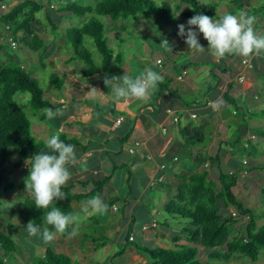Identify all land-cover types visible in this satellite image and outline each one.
Returning a JSON list of instances; mask_svg holds the SVG:
<instances>
[{
	"label": "crops",
	"instance_id": "1",
	"mask_svg": "<svg viewBox=\"0 0 264 264\" xmlns=\"http://www.w3.org/2000/svg\"><path fill=\"white\" fill-rule=\"evenodd\" d=\"M227 1L221 7L222 10L218 8L214 19L243 10L256 16L254 30L264 35V0L256 2L254 7V0H237L236 4ZM177 11L178 13L174 12V21L165 25L166 27L182 17L181 9ZM169 31L166 41L174 53L171 60L165 61L161 52L164 51L163 46L152 40L147 43L150 56H145L141 47H138L135 67L130 65V59L133 58L131 55L127 56L129 60L121 62L120 54L114 53L119 62L112 64L111 72L99 75H83L86 65L80 60L72 59V54L60 56L58 59L54 49H49L45 55L50 58L49 64L59 60L60 76L55 75L59 77L61 87L53 88L52 93L48 97L44 95V98L49 100L53 110L63 109L64 114L53 120H48L47 117L44 121L39 120L38 132H34V129L33 132L38 140H46L53 132H58L79 142L75 149L78 163L75 166L68 165L71 179L66 183L74 184V192H89L93 189L91 180H105L100 196L108 205L107 213L85 217L81 213L82 202L75 203L73 212L80 214L82 218L77 224L71 225V228H75L76 238L85 240V235L90 237L93 234L96 239H104L106 245L100 249L109 247L107 251L112 255L122 247L126 249L127 237H132V241L147 247L142 240L149 241L150 238L145 239L144 234L142 238L137 235L132 228L134 219L143 213L147 218H151L157 207L165 210L169 203L177 202L181 177L188 178L191 173L207 170L209 179L218 184L216 176L221 166L220 156L210 153H218L223 147L226 148L223 158L224 162L229 164L228 172H236L241 178L248 177V182L243 181L242 187L236 186L232 189L233 194L243 205V202L246 203L245 207H250L249 201L258 203L262 200L264 52L251 58L229 55L217 59L207 50L203 53L190 51L185 43L186 37L176 36L177 32L173 27L169 28ZM194 31L199 30L196 28ZM53 38L52 36L48 42L52 43ZM198 39L203 47H208L202 34H199ZM118 48H124L122 42H118ZM195 54L196 58L193 57ZM183 56L188 59L184 57L186 60L178 63L176 59H182ZM157 60H161L159 64ZM243 60H246L250 67L243 65ZM145 67L162 75L163 80L158 83L157 89L144 101L115 102L110 89L104 85V78L122 77L125 72L135 77ZM131 70L134 73H131ZM241 77L242 80H239ZM163 87L167 88L163 90ZM92 88L105 95H89L88 92ZM225 94L233 100L236 107L226 99ZM218 98H222L225 103L217 111L213 110L210 102ZM120 117L122 120L117 124L116 121ZM174 118H177V121H174ZM185 126L203 127V132L208 135V144L182 148L179 129ZM136 143L138 145H135ZM130 147L134 150L132 153L128 151ZM238 156L242 157L240 161L236 160ZM201 158L205 159L203 166L198 163ZM210 158L214 160L210 161ZM244 161L247 162L246 165L243 164ZM184 168L188 169L187 173H183ZM251 179L253 181H250ZM120 206L121 216L118 214ZM167 215L174 220L177 227H185L180 223L182 219L168 213ZM145 220L146 218L141 220V225L138 226L142 233L153 229L155 242L160 243L161 247L173 246V238L179 236L173 232L172 236L167 221L158 223L151 220L148 226L144 223ZM258 221L263 222L264 219ZM96 227H102L103 231L87 232ZM58 238L67 240L68 235H57L54 240ZM184 242V237L178 240V243ZM75 244L79 247L80 260H85L82 253L100 250H92L90 243L85 248L77 241ZM199 249L205 251L204 248ZM131 250H135L134 247ZM44 251L37 248L35 254L40 255ZM205 252L208 255L211 251ZM126 254L129 257L130 252ZM70 255L76 263L72 257L75 255ZM144 255L148 259L139 258L138 254L132 256L131 264L137 260L151 259L148 254ZM242 258L244 263L241 264L257 262H252L244 256ZM106 260L107 257L96 264H106ZM88 264L93 263L90 260Z\"/></svg>",
	"mask_w": 264,
	"mask_h": 264
},
{
	"label": "trees",
	"instance_id": "2",
	"mask_svg": "<svg viewBox=\"0 0 264 264\" xmlns=\"http://www.w3.org/2000/svg\"><path fill=\"white\" fill-rule=\"evenodd\" d=\"M236 1L229 0L232 4H236ZM5 2V0H0V5ZM44 2L45 4L34 0H24L7 12L1 13L0 23L11 31L14 40L19 39L30 49L38 52V60L42 64L48 46L47 41L41 39L36 32L35 23H39L36 14L45 9V19L54 38L58 36L59 19H65L70 14L80 18L86 14L91 15L80 27L69 28L64 33V43L72 50V59L80 60L86 65V69L83 71V75L86 76L109 73L112 64L119 62L114 55V50L108 45L104 24L99 17L106 16L116 22L142 16L148 22L151 18L154 23H163V25L172 23L175 19V13L169 3L164 2L159 5L155 0H90L87 3H83L81 0H44ZM179 2L188 5V8L180 12V15L188 20L197 14H204L212 18L217 16L219 8L217 4L203 5L198 0H179ZM174 7L176 10L180 9L179 6ZM53 14L58 16V19L54 18ZM195 29L193 28V30ZM19 32L22 33L20 37L17 36ZM86 38L92 41L95 50L101 56L100 65L95 64L92 52L86 47ZM50 82L55 89L61 87L60 79L55 74L50 75ZM166 88L163 87V90ZM18 93L30 94L29 114L33 117L38 116L37 118L41 121L46 118L43 109L53 108L49 100L44 98L43 89L37 80L28 74L22 66L13 62L0 65V215L3 209L2 192L26 189L24 181L29 175L27 163L30 161L28 159L37 153L48 151L45 147L46 140L36 138L31 130L29 116L15 100L14 96ZM225 95L226 99L234 106L233 100L227 94ZM202 129L203 127L191 126L179 129L182 147H194L206 143L208 136ZM59 135L64 143L74 145L75 149L79 145L77 140L69 138L66 134L59 133ZM261 135L264 137V133ZM130 148L133 150L132 147ZM13 159H17L12 164L16 172L23 170L22 179L17 184L12 178L14 173H1ZM211 160L214 159L210 158ZM204 162L205 159L201 158L198 163L202 165ZM216 162L217 160H215ZM237 174L236 172H224L220 169L216 176L218 184L209 179L207 170L201 173H191L188 178L181 177L182 183L178 188L177 202L169 203L165 211L177 219L188 222L187 227L180 229V233L185 238L184 243H178L180 240L178 236V238H173L175 240H173L172 247H158L154 250L140 246L137 242L129 240V237H127L126 243L134 247L135 250L148 254L152 259L151 264H203L197 257L199 247L207 251L210 250L211 252L208 254L210 258L228 261L234 255H241L252 262L258 261L261 251L264 252V224L257 226V220L264 219V188L262 189V208L245 207L232 192V189L237 186ZM90 182L93 189L86 193L74 192V184H66L62 188V191L67 194L66 198L57 200L53 206L65 213L74 214L73 204L81 203L101 194L105 180H91ZM228 206L234 207L233 209L237 212L236 217L231 216ZM19 214L23 222L27 224L33 221L41 228L47 226L43 223L44 210L35 208L34 200L28 193L23 198ZM238 215L248 218L245 233L229 240L227 239L228 228L237 221ZM91 230L93 233L94 231H103L102 227ZM71 231L70 225L62 235L66 236ZM88 237L89 235H85V240ZM89 243L92 250H98L106 245L104 239H96L93 234L83 243V248ZM124 251L125 247H122L111 258H116ZM12 253L19 254L18 245L10 236L0 230V264H8L6 258ZM33 261L34 264H76L71 257L56 253L50 247L45 248V251L40 255L33 257Z\"/></svg>",
	"mask_w": 264,
	"mask_h": 264
},
{
	"label": "rangeland",
	"instance_id": "3",
	"mask_svg": "<svg viewBox=\"0 0 264 264\" xmlns=\"http://www.w3.org/2000/svg\"><path fill=\"white\" fill-rule=\"evenodd\" d=\"M5 1L6 2L4 4L0 5V14L7 12L12 7H14L16 4L24 0H5ZM34 1L45 4L44 0H34ZM198 1H200L201 4L203 5L217 4L220 7L219 10H222L221 7H223V5L228 2L227 0H224V1L223 0H198ZM258 1L259 0H254V4H252L253 5L252 7H254L255 3L256 2L258 3ZM81 2L87 3V2H90V0H81ZM155 2L159 5L164 2L169 3V5L171 6V8L174 10L175 13H178V11L176 10L174 6L176 7L179 6L181 10H185L186 8H188V5L181 4L179 0H155ZM45 14H46L45 9L41 10L40 12L36 14V18L38 19L39 23H35V29L39 37L47 41V43L46 42L45 43L49 47L48 51L49 49L50 51L54 49V54L58 57V59L60 56L66 57L68 55H71L72 50L70 49L68 45L66 46V43L64 44L65 42L64 33L69 28L80 27L85 21L88 20V18L91 15L86 14L84 17L80 18V17L70 14L65 19H59L58 36L53 38L54 39L53 42L50 43L48 41L52 38V34L50 32V27L48 26L47 21L45 19ZM55 17H57L58 19V16L54 15V18ZM99 18L104 24L105 35L107 36L109 47L114 50L115 54L117 53L120 54L119 58H121V62H124L125 59L129 60L127 56L131 55L133 58L130 59L131 60L130 65L133 67H135V63L138 60L137 58L138 47H141V52H144L145 56H150V50L147 49V47H149L147 44L148 42H152L153 40L154 42H156L157 45L158 44L161 45L162 41L166 40L167 37H169L168 33H170L169 28L171 29V27H173L174 31L177 32L176 36H179L177 26L179 24H185L186 31H187V21H188V19L186 18L177 17L178 20H176L174 24L166 27L165 25H163V23H154V21H152L151 18H149L150 21L148 22L144 20V17L142 16L130 17L127 20L126 19L119 20L116 22L111 21L109 17H106V16H102ZM17 36L19 37L22 36V33L19 32ZM10 39H12V41L14 40L11 36V31L7 29L3 24L0 23V65L8 63V62H13V63H16L22 66L28 74H30L33 78L37 80V82L43 89V94L46 97H48L54 90L53 89L54 87L50 82V75L57 74L60 76V69L58 68L59 60L55 61L53 64H49L50 58L44 57L42 64H40L38 60V52L30 49L26 44H24L23 42H20L19 39L14 40L16 42V47H13L11 45ZM118 42L123 43V46H124L123 49L118 48ZM86 47L89 49V51L92 52L93 54L92 57H93L95 64L100 65L101 56L97 53V51L95 50L92 44V41L89 38H86ZM163 48H164V51H161L163 58L165 59V61L171 60V58H173L172 56L174 55V53L168 50H165V47ZM204 48L205 50H207L206 46H204ZM196 55L197 54L193 55V57L196 58ZM184 57L188 59L187 56H183L182 59L177 58L176 61L179 63L183 60H186ZM131 73H134V71L131 70ZM14 98L29 116V119L31 121V130L33 131L34 129V132H38L37 123H39V118H37L38 116L36 117L31 116L28 110V107H29L28 102L30 99V94L29 93H18L14 96ZM207 144L208 143H205V145ZM186 148H189V147H186ZM224 151H226V148L223 147L219 150L218 153L214 151L213 153H210V154H218L221 160L220 169L224 172H228L229 164H226L224 162V158H223ZM208 154H209V151H208ZM241 159H242L241 156H238V158H236L237 161H240ZM14 161L15 159H13L12 162H10V164H7V166L5 167V170L2 171L1 173H5V174L14 173L12 174V178L17 184L18 181L22 179L23 170L17 173L15 168L12 166ZM184 170L185 171L183 173H187L186 170L188 169L184 168ZM236 179H237V184H238L237 188L242 187L243 181L248 182V177L241 178L240 174L236 175ZM250 181H253V180L251 179ZM26 194H27L26 189L24 190L18 189L14 191L5 192V193L2 192L1 201L3 203V209L0 215V230H2L4 233L10 236L16 242V244L18 245V251H19V254H16V253L9 254L8 258H6L7 259L6 263L8 264H34L33 257L38 256L35 254V250L37 248L45 250L46 247H50L57 253L65 254V255H68L69 257H71L70 254L73 253L75 257L74 256L72 257L76 261V264H88L90 260L93 264L101 263L102 262L101 260L106 257H107L106 264H131V258L132 256L136 254H138L139 258L148 259L146 255H144V253L136 251V250L132 251L131 250L132 247L128 245L125 251L114 259L111 258L112 254L108 253L107 251L109 247H106L96 252L82 253L83 256H85V260H80L78 258L79 247L75 244V241L83 244L86 242V240H82L74 236L73 238L71 239L68 238L67 240L58 238L54 240L53 242H51L50 244H44L40 234H38L37 236L29 237L25 230L27 223L23 222L19 214V211L22 207L23 198ZM4 202H7L8 204L6 205ZM261 202L262 200L258 203H255V202L250 203L249 201V206H250L249 208L251 209L262 208ZM243 203L244 205L246 204L245 202ZM233 208L234 207L230 206V209L234 210ZM142 211H143V208H142ZM164 211L165 210H163L161 207H157L152 212L151 218L150 217L147 218V215L145 213H143L141 216H136V218L134 219L135 221L132 225L133 230L137 233V235L140 238H142V234H144L143 237L145 239L150 238L149 241H146V240H142V241H143V244L147 246V248H150L152 250L158 247H161V244L154 241L155 239L153 238V235H152V232L154 231L153 229H149L147 233H142L139 229L140 227L138 228V226L141 225V222H142L141 220L145 218L146 220L144 223L148 226H150L151 220L157 221L158 223L167 221L169 223V229H170L169 231L171 233L173 232L174 234L179 236L180 239L184 237V235L179 232L180 228L175 225L174 220H172L170 216H168L167 213ZM118 214L120 216L122 215V206H120ZM247 222L248 220L238 216L237 221L234 222V224L228 228V231H227L228 238L227 239L231 240L233 237L239 234L240 235L244 234L245 226ZM180 223L182 226H186V227L188 226L187 221L181 220ZM262 224H264V221L262 222V221L257 220L258 226ZM14 227L17 229H15ZM87 232H92V230L91 231L87 230ZM173 233H172V236H173ZM57 235L58 237H61V234H57ZM205 251H201L200 249L197 255V257L201 261H203L202 262L203 264H241V263H244L241 260L243 259L242 258L243 256L241 255H234L231 260L225 261L220 258L218 259L209 258L207 255V252ZM126 252H130L129 257H128V254H126ZM239 258L240 260H237ZM137 261L141 262L142 264H145V263L151 264L152 259H149L148 261H145V260H137ZM255 264H264V252L261 251L260 259Z\"/></svg>",
	"mask_w": 264,
	"mask_h": 264
},
{
	"label": "clouds",
	"instance_id": "4",
	"mask_svg": "<svg viewBox=\"0 0 264 264\" xmlns=\"http://www.w3.org/2000/svg\"><path fill=\"white\" fill-rule=\"evenodd\" d=\"M256 19V16L243 10L236 14H225L218 19L197 14L187 21V31L185 24L177 26L178 35L186 37L185 43L190 51L199 53L206 51L198 39L199 34H202L204 40L207 41V51L217 59H223L229 55L251 58L253 55H260L264 52V35L258 34L254 30ZM193 28H197L199 31H194ZM10 40L12 41V39ZM161 46L171 52L166 40L162 41ZM162 80V75L145 67L135 77L125 72L122 77L106 76L103 82L110 89L115 102L128 103L130 100H147ZM88 93L89 95H105L96 88H92ZM224 103L222 98L210 102L213 110L217 111ZM43 113L48 120H53L64 114L63 109L60 108L56 110L45 108ZM45 147L48 151L37 153L28 159L30 161L27 163L29 175L24 183L26 192L34 200L35 208L44 210L43 223L47 226L41 228L39 224L30 221L25 230L29 237L40 234L43 243L50 244L57 234H64L70 225L77 224L82 217L80 214L65 213L53 206L57 200H64L67 196L62 188L71 179L68 165L75 166L78 163L75 146L64 143L60 139L59 133L56 132L46 139ZM243 164L246 165L247 162L244 161ZM107 211L108 205L104 203L100 195L83 201L81 205V213L85 217L103 215ZM242 218L248 220L247 217ZM76 234L77 232L73 228L68 233V238L71 239Z\"/></svg>",
	"mask_w": 264,
	"mask_h": 264
},
{
	"label": "built area",
	"instance_id": "5",
	"mask_svg": "<svg viewBox=\"0 0 264 264\" xmlns=\"http://www.w3.org/2000/svg\"><path fill=\"white\" fill-rule=\"evenodd\" d=\"M10 41H11V40H10ZM11 45H12L13 47H15V42H14V41H11ZM156 62H157V64H159V63H160V60H157ZM242 64L245 65V66H249V67H250V64H249L246 60H243V61H242ZM239 80H242V77L239 78ZM121 120H122L121 117L118 118V120L116 121V123L119 124V123L121 122ZM174 121H177V118H174ZM135 145H138V144L136 143ZM128 151H129L130 153H132L133 150H132L131 148H129ZM230 214H231V216H233V217H236V216H237V213H236L234 210H232V211L230 212ZM129 240H132V237H129ZM132 264H142V263L139 262V261H135V262H133Z\"/></svg>",
	"mask_w": 264,
	"mask_h": 264
}]
</instances>
